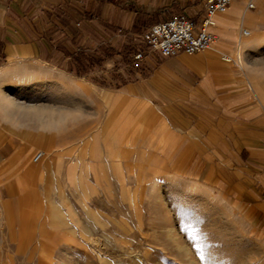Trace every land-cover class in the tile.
<instances>
[{
    "label": "rangeland",
    "instance_id": "374dc122",
    "mask_svg": "<svg viewBox=\"0 0 264 264\" xmlns=\"http://www.w3.org/2000/svg\"><path fill=\"white\" fill-rule=\"evenodd\" d=\"M250 1L235 51L264 107V0ZM69 33L52 34L68 56L58 69L10 64L0 79L20 78L0 104V264H264V218L202 160L179 161L167 123L140 136L137 115L106 95L135 77L127 63L140 34L91 55Z\"/></svg>",
    "mask_w": 264,
    "mask_h": 264
},
{
    "label": "crops",
    "instance_id": "0c3cea01",
    "mask_svg": "<svg viewBox=\"0 0 264 264\" xmlns=\"http://www.w3.org/2000/svg\"><path fill=\"white\" fill-rule=\"evenodd\" d=\"M249 1L232 0L225 12L214 14L210 31L216 39L208 47L170 56L153 52L139 62L131 57L127 67L135 77L124 91L105 93L137 115L140 136L147 123L156 127L167 123L179 138V161L202 160L209 169L207 176L223 178L237 200L264 218V107L235 59L239 31L252 11ZM206 2L0 0V79L11 74L10 64L26 62L52 69L63 65L68 56L61 43L52 40L55 32L67 33L69 40V31H74V40L80 39L75 50L91 55L103 43L113 50L126 49L137 35L170 16L184 14L201 24ZM61 75L59 89L66 88L68 78ZM19 79L8 81L7 89L0 80V104H11L5 92ZM28 80L40 82L39 75ZM43 86L47 90L49 84ZM71 87L68 92L84 90L81 84Z\"/></svg>",
    "mask_w": 264,
    "mask_h": 264
},
{
    "label": "built area",
    "instance_id": "2783aa9c",
    "mask_svg": "<svg viewBox=\"0 0 264 264\" xmlns=\"http://www.w3.org/2000/svg\"><path fill=\"white\" fill-rule=\"evenodd\" d=\"M232 0H207L205 17L201 24L196 25L186 15L170 16L164 21L155 23L142 32L139 47L131 54L135 62L149 59L153 52L162 56L176 55L181 51L189 53L208 47L216 39L210 27L214 24L213 16L225 12ZM254 6L253 1L247 3L248 8ZM242 34L247 35L248 30L242 29ZM239 45L236 52V62L241 64ZM264 138V136H263ZM41 152L35 155L39 158Z\"/></svg>",
    "mask_w": 264,
    "mask_h": 264
},
{
    "label": "bare ground",
    "instance_id": "6f19581e",
    "mask_svg": "<svg viewBox=\"0 0 264 264\" xmlns=\"http://www.w3.org/2000/svg\"><path fill=\"white\" fill-rule=\"evenodd\" d=\"M248 33H249V31H248ZM239 49V48H238ZM239 52H240V49H239ZM12 84H14V83H10V85H12ZM190 263L191 264H196V261L194 260V259H192L191 261H190Z\"/></svg>",
    "mask_w": 264,
    "mask_h": 264
},
{
    "label": "snow or ice",
    "instance_id": "6c2138e0",
    "mask_svg": "<svg viewBox=\"0 0 264 264\" xmlns=\"http://www.w3.org/2000/svg\"><path fill=\"white\" fill-rule=\"evenodd\" d=\"M200 259H201V260H204V259H205V257H204V255H203L202 252L200 253Z\"/></svg>",
    "mask_w": 264,
    "mask_h": 264
},
{
    "label": "trees",
    "instance_id": "16d2710c",
    "mask_svg": "<svg viewBox=\"0 0 264 264\" xmlns=\"http://www.w3.org/2000/svg\"><path fill=\"white\" fill-rule=\"evenodd\" d=\"M80 53H81V52H80ZM80 53H79V54H80ZM77 56H78V55H77Z\"/></svg>",
    "mask_w": 264,
    "mask_h": 264
}]
</instances>
